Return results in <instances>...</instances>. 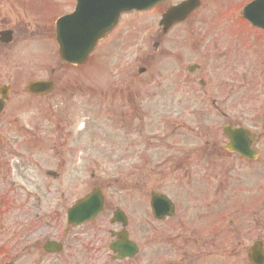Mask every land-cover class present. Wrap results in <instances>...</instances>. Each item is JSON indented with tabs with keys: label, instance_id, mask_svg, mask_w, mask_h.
Masks as SVG:
<instances>
[{
	"label": "rangeland",
	"instance_id": "1",
	"mask_svg": "<svg viewBox=\"0 0 264 264\" xmlns=\"http://www.w3.org/2000/svg\"><path fill=\"white\" fill-rule=\"evenodd\" d=\"M143 16L131 13L122 19L114 33V48L103 51L102 68L88 63L84 77L89 78V98L82 93L83 80L73 70L72 103L61 96L41 101L27 98L23 108L10 112L13 119L8 133L0 125V135H7L8 145L18 148L16 154H9L15 166L8 170L5 181L0 179V244L7 249L0 251V262L7 254L5 259L14 258V264H197L205 258L230 263L234 242L242 238L241 211L254 204V184L260 182L263 187L264 142L259 160L252 164H241L237 157L221 152L225 142L222 124L251 125L245 93L235 88L228 102L212 104L210 67L201 68L202 73L178 70L182 63L177 59L193 64L200 52L193 55L189 45L183 49L176 32L189 27L199 31L203 24L188 21L163 36L162 48H155L153 43L159 41L162 31L150 22L152 14ZM130 23L131 57L122 44H115ZM32 43L21 45L24 54L34 47L35 41ZM128 67L134 74H125L123 69ZM142 67L146 70L141 73ZM182 71L187 82L208 78L200 93L209 98L200 101L194 86H180ZM116 76H120L121 90L113 87ZM132 76L136 77L130 86ZM133 108L138 112L134 118ZM60 109L70 115L57 119ZM53 123L60 127L58 131H53ZM37 131L42 137L39 143L47 144L38 151L31 148L34 142L28 143L30 133ZM56 142L68 145L49 150ZM206 143L209 150L203 147ZM140 145L141 154L136 148ZM95 186L102 189L105 212L94 222L68 228L66 210ZM150 191L170 197L178 206V215L164 223L154 221L148 203ZM4 198L7 202L2 203ZM116 207L128 217L129 237L140 247L133 259H110L108 229L120 227L109 224ZM47 232L50 236L58 232L55 240L66 239L67 250L63 257L37 261L33 243ZM24 239L32 249L23 251ZM100 240L106 242L102 248L98 247ZM85 241L97 248L83 262L75 255Z\"/></svg>",
	"mask_w": 264,
	"mask_h": 264
},
{
	"label": "flooded vegetation",
	"instance_id": "2",
	"mask_svg": "<svg viewBox=\"0 0 264 264\" xmlns=\"http://www.w3.org/2000/svg\"><path fill=\"white\" fill-rule=\"evenodd\" d=\"M183 3H187L185 10L172 15L166 20V16L164 17L166 12ZM75 4V0H0V125H4L3 128L6 133H8L7 129L11 128V120L13 119L10 112L15 108H23L27 103V98L41 101L47 98L53 100L61 96L62 100H70V103H72V98L75 95L74 79L71 76L73 70L83 80L82 93L89 98L91 95V88L88 84L89 78L84 77L88 63L92 62L95 69H99V66L102 68L103 51L106 50L107 52L108 48H114V33L123 18L131 13L143 14L145 15L144 18L152 14L153 17H151L150 22L153 21L155 27L162 31L159 41L153 43L155 48L158 45L162 48L164 45L163 36L169 35L173 31L172 29H177L188 21L196 19V22L204 25L199 31L191 30V27H189L187 28L188 31L176 32V40L181 43V47L184 49V45H189L191 47L189 51L193 55L200 52L195 57L202 62V65L198 61L193 64L190 62L183 63L182 60L177 59L182 63L178 70L198 69V72L202 73L201 68L210 67L212 76L209 83L213 87L211 93L215 94L210 100L212 104L228 102L226 100L228 96L233 95L232 92L235 88H241L239 90L243 94L245 93L244 98L249 102L246 113H248L252 122L248 127L257 134L256 139L252 140L250 148L257 152L258 157L246 159L237 153L227 152L223 145L221 146L223 149L221 152L237 157V161L241 164H252L253 161L259 160L260 144L264 142V134H260L264 127V0H160L159 3L149 9L122 13L117 26L110 30L104 38L97 41L95 49L87 55V59L76 66L65 63L60 58L55 40L56 20L71 13ZM130 26L131 23L124 26V32L120 34L115 44H122L131 57L134 43L132 41L133 35L129 34ZM150 26L151 24L147 28H150ZM164 27L168 28L165 29ZM34 41V47L24 54L21 45ZM201 43L203 44L202 49ZM177 51L182 53L179 48ZM123 70H126V75H131L132 72L134 74L130 67ZM184 75L185 73L178 75L180 86L181 84L185 87L188 84L194 86V89H196L195 94H200L196 99L200 101L209 98L208 94L200 93V89L206 86L208 78L206 80L200 78L195 83V81L187 82ZM116 77L113 87L121 90L120 76ZM135 77L130 78V86L134 84ZM35 82H50L52 89L44 95L29 94L26 91L27 85ZM55 92H59V95H56ZM127 107L129 108L128 104ZM131 111L132 116H138L137 110L135 111L133 108ZM56 113H59L56 117L58 119L63 114L68 116L69 111L60 109ZM220 114L226 116L222 111ZM54 118L52 116L51 119L56 120ZM57 122L60 126H63L61 125L62 122ZM226 124L245 125L237 122ZM53 125H55L53 131H58L60 127H57L55 123ZM63 127L65 128V126ZM3 135L1 132L0 179L5 181L8 170L15 166L12 163L13 160H11L13 156L9 154H16L18 148L9 146L10 141H7L9 138L7 135ZM60 145H68V143H52L49 150L55 151L59 149ZM44 146L46 147L47 144L32 145L31 148H43ZM254 178L257 179V175ZM98 188L102 191L100 186ZM253 188L252 198L254 204H247L245 210L241 211L240 218L243 222L240 231L242 232V238L234 242L235 251L229 256V264H264V193H261V191L264 192V182L263 187L260 182H256ZM245 202H248V200ZM177 207L175 205L176 215H178ZM166 220H169V218H163L158 222L164 223ZM117 230H120V228H117ZM108 231L110 235L111 230ZM57 234L58 232H53L50 236L47 232L36 243H33L35 252H37L36 255H39L37 261L40 257L41 259L53 256L63 257L62 255L67 250L66 239L57 240L59 252L53 251L51 253L44 250L45 242L49 239L55 240L54 235ZM114 240L115 238H112L109 241L113 242ZM104 242L100 240L98 247L102 248ZM110 242L107 243V247ZM83 243L84 246L81 244L78 246V250L81 252L77 251L75 256L85 262L87 254L92 249L95 251L97 247L93 248V243H87L86 241ZM23 245H25V239L22 242V247ZM27 248H31V246L24 248L23 251ZM70 251L74 255V248ZM79 264H82V262L80 261ZM168 264L177 263L169 262ZM197 264H218V262L205 258L203 263Z\"/></svg>",
	"mask_w": 264,
	"mask_h": 264
},
{
	"label": "water",
	"instance_id": "3",
	"mask_svg": "<svg viewBox=\"0 0 264 264\" xmlns=\"http://www.w3.org/2000/svg\"><path fill=\"white\" fill-rule=\"evenodd\" d=\"M154 1L150 0L149 3ZM81 3V6L75 10L74 15L68 17L66 21L74 25V28L75 26H82L84 28V30L81 28L83 33H79L82 36L78 39V35H73V30H70L69 35H62L61 27L58 31L60 56L64 61H69L73 64L80 63L87 57V53L94 47L97 38L115 24L120 11L132 8L139 9L142 6L141 0H81ZM99 5L101 7L98 8ZM39 85L35 84L30 86L29 91L35 92V90H38ZM244 133L246 132L242 131V134ZM227 135L231 137L234 135L236 139H239L241 137V131L230 129L227 131ZM151 203L154 214L156 215H163V213H168L172 210L171 202L162 195L153 194ZM102 209V198L96 191L76 202L67 212V218L72 225L81 224L84 221L95 218V215L100 213ZM113 216V221L118 220L125 224V218L119 210ZM123 237L124 239L120 243L111 245L110 247L113 251H119L118 257L120 258L132 256L137 252V247L132 243L126 242L124 234Z\"/></svg>",
	"mask_w": 264,
	"mask_h": 264
}]
</instances>
